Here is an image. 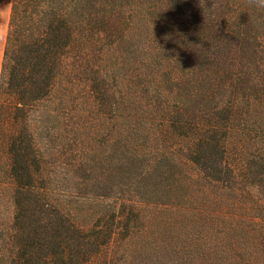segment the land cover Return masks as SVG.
Wrapping results in <instances>:
<instances>
[{"label":"trees","instance_id":"obj_1","mask_svg":"<svg viewBox=\"0 0 264 264\" xmlns=\"http://www.w3.org/2000/svg\"><path fill=\"white\" fill-rule=\"evenodd\" d=\"M85 94L110 155L85 152ZM71 104L77 135L46 133V152L37 124ZM0 264H264V8L13 0Z\"/></svg>","mask_w":264,"mask_h":264},{"label":"rangeland","instance_id":"obj_2","mask_svg":"<svg viewBox=\"0 0 264 264\" xmlns=\"http://www.w3.org/2000/svg\"><path fill=\"white\" fill-rule=\"evenodd\" d=\"M11 5L12 0H0V48L7 36ZM54 103L56 104L57 101ZM99 109L100 108L95 107L91 98L85 94L84 100L81 104L82 115L80 119L83 125L80 134L84 139V148L86 147L85 152H88L89 146H92L90 148L94 150L93 154L98 156H100L102 153L103 155H110L111 150L106 149V147L102 146L103 143H101V141H103V124L105 123L106 118L102 115V112ZM78 117V109L75 107V105L71 104L68 106V110H62L61 114L58 115L56 120H49V126L55 129L44 130V124L41 122L37 124L40 134L43 135L41 138L43 145L45 146L44 150L46 152H51L57 147L58 139H55V145L50 147L44 138L45 134L49 133L54 138H56L57 134L59 136L62 134L65 137L74 138L78 133L76 131V123L79 120ZM63 167L64 170H62V174L67 177V186L70 193L76 194L79 191L91 190L92 187L90 185H78L79 182L77 181V178L74 177L72 172H69V168L67 166Z\"/></svg>","mask_w":264,"mask_h":264},{"label":"crops","instance_id":"obj_3","mask_svg":"<svg viewBox=\"0 0 264 264\" xmlns=\"http://www.w3.org/2000/svg\"><path fill=\"white\" fill-rule=\"evenodd\" d=\"M12 5H13V0H12ZM12 5H11V10H12ZM10 14H11V11H10ZM9 19H10V17H9ZM9 24V23H8ZM7 32H8V30H7ZM7 37V36H6ZM5 44H6V39H5V41L2 43V45H1V48H0V69H1V67H2V59H3V53H4V49H5ZM0 76H1V74H0Z\"/></svg>","mask_w":264,"mask_h":264},{"label":"clouds","instance_id":"obj_4","mask_svg":"<svg viewBox=\"0 0 264 264\" xmlns=\"http://www.w3.org/2000/svg\"><path fill=\"white\" fill-rule=\"evenodd\" d=\"M250 4L264 8V0H249Z\"/></svg>","mask_w":264,"mask_h":264}]
</instances>
